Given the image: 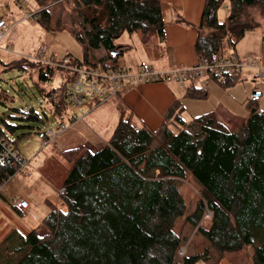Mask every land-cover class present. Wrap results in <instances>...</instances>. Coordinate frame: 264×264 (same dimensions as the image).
Returning <instances> with one entry per match:
<instances>
[{
  "label": "trees",
  "instance_id": "obj_1",
  "mask_svg": "<svg viewBox=\"0 0 264 264\" xmlns=\"http://www.w3.org/2000/svg\"><path fill=\"white\" fill-rule=\"evenodd\" d=\"M33 1L46 30L69 31L81 43L83 59L77 60L86 65L109 69L104 59L91 58L100 49L116 58V40L125 32H140L144 42L151 35L165 36L161 0H73L78 10H88L80 12L83 21L76 28H67L65 17L54 18L51 8L61 0ZM225 2L229 15L221 22L218 11ZM250 8L264 15V0H205L195 27L200 61L221 57L227 46L235 49L247 32L258 29ZM18 66L36 73L39 87L63 74L60 87L41 90L58 123H74L77 114L69 112L68 99L73 76L32 59ZM211 78L229 88L242 75ZM197 87L189 88L188 96L205 98L206 90ZM120 105L119 121L105 146L92 150L83 144L62 152L69 164L61 188L67 210L54 208L16 245L6 239L0 264H219L224 259L264 264V111L254 106L240 126L229 130L209 114L187 121L183 103L176 101L154 131ZM17 111L16 119L45 122L34 106ZM5 125L12 132L30 127ZM0 133L7 135L1 128ZM17 171L12 161L0 160V182H8ZM188 176L202 190L192 209L182 193ZM206 211L211 217L203 225ZM186 225L199 239L194 252L178 260L188 239Z\"/></svg>",
  "mask_w": 264,
  "mask_h": 264
},
{
  "label": "rangeland",
  "instance_id": "obj_2",
  "mask_svg": "<svg viewBox=\"0 0 264 264\" xmlns=\"http://www.w3.org/2000/svg\"><path fill=\"white\" fill-rule=\"evenodd\" d=\"M79 8L80 10H78L76 2L73 0H61L53 4L51 10L53 11L55 19L57 16L66 18L65 26L67 28H76L77 25L83 21V16H81L80 12L88 14V10L85 7L82 6ZM27 9L35 11L39 10V6L33 0H27V2L24 3L23 0H0V19L7 18L8 22L13 25L0 49V59L2 61L0 64V128L5 131L7 134L6 136L13 142L15 147L21 150L19 151L22 152L24 157L30 160L27 168L15 174V176L6 183L5 192H7L4 194L7 197H11L9 194H14L18 198L29 196L32 198L34 205L38 206L36 215L38 214L43 218L54 208L64 211L67 210L61 188L69 175V164L62 158L55 157L56 155L54 156L56 151H58V154L61 156L60 152L66 148L64 147L65 137H69L70 134L79 131L84 134L85 137L88 136V140H90L92 144L95 142L94 146L89 145L92 150H99L105 146L103 144L112 137L119 117L109 108L112 102L115 103V98L110 99L93 109L96 110L97 108L107 107L108 109L101 111L105 113L97 115L95 113L96 111L93 112L92 110L93 115H91L92 112H90L84 117V120L79 121L81 123H78L74 127L68 126L67 130L61 136L53 140L48 147L43 148L41 146L38 138L39 129L55 126L58 122L48 107V102L41 88L46 89L45 91H49L50 89L60 87L64 76L62 73L58 72L52 82L41 84L39 87L37 84V74H31L30 71L20 68L18 64L23 59H34V57L40 55L38 49L43 42L50 45V51L45 58H48L51 52L54 51L58 53L60 58L65 55H71L83 59L84 50L81 43L78 42L69 31H49L38 22L39 17L33 21L25 18ZM247 11L254 17V20L259 22L260 26L258 28L264 27V15L260 13L259 8H250ZM228 15V3L225 2L218 11L219 20L225 22ZM155 42L160 43L159 37L156 38V35H151L149 40L144 42L142 41L140 32H135L133 34L125 32L116 40L118 50L121 51L123 48V53L120 52L116 58H110L107 52L100 49L95 51V55L91 58V61L99 62L104 59L103 63L106 67L114 71L131 70L129 69L131 65H139V68L143 66H152L154 65V63H152V61H154L152 58L156 56L153 54V50L155 49L158 52L162 47L161 44L158 45L155 44ZM9 45L12 51L5 50ZM231 49L234 54L237 53L236 49ZM159 61L162 62L161 59ZM127 64L128 66H126ZM31 72H33L32 69ZM248 75L247 73L243 74L242 79L235 86L240 93V97H244L243 99H239V106L243 107L247 113H249V109L254 106L264 111V101L261 104L253 100V102L251 101L255 83L245 77ZM206 78L207 81L221 86L214 78H208V76H206ZM262 90L264 91V85L262 86ZM227 93L229 94V92ZM206 99L205 97L201 100ZM182 101L187 108V112L190 114L192 112L194 118L207 114L213 115L211 112L206 113V107L203 112L193 109L195 106H193L191 100L185 97L184 94ZM89 104L90 103H87L83 108L90 111ZM31 106L38 109L42 118L45 120L44 123L14 118V116H18L17 109L26 111ZM41 107H44L45 111H47L48 117L45 116ZM80 110L81 109L74 106H70L69 108L70 113L77 111V114H79ZM185 116L188 117V114ZM6 123L12 126L28 125L30 127H20L12 132L5 125ZM78 141L79 142L73 143V145H78L83 142H81V140ZM49 155L53 156L49 158ZM188 178V180L182 182L183 185L186 186L182 189V193L188 207L192 209L202 197V190L194 179L190 178V176H188ZM44 180L47 181V187L43 185ZM48 208H50L49 212L47 211ZM210 217H207L205 213L202 224L207 225L210 221ZM25 220L29 219L25 218ZM183 220L182 218V221ZM185 232L188 239L178 252V260L189 252H194L193 245L199 239L196 235V230L190 228L189 225L185 226ZM199 247H201V244H199ZM247 252L249 254L250 249H248ZM196 264H208V262L199 261Z\"/></svg>",
  "mask_w": 264,
  "mask_h": 264
},
{
  "label": "crops",
  "instance_id": "obj_3",
  "mask_svg": "<svg viewBox=\"0 0 264 264\" xmlns=\"http://www.w3.org/2000/svg\"><path fill=\"white\" fill-rule=\"evenodd\" d=\"M161 3L165 23V36L163 40L159 39L160 43H157L158 41L155 42V44H161L162 47L158 52L155 49L153 50V54L156 56L152 58V60H154L152 61V63H154L152 66L157 71H165L181 66L190 67L197 64L200 60L196 52L197 32L195 27L201 22L205 0H161ZM156 38H158L157 35ZM235 49L237 50L235 55L245 57L246 55L253 54L264 64V27L247 32ZM120 52L123 53L124 49L122 48ZM224 53L234 54L229 46L225 48ZM160 59L162 62L159 61ZM126 66H128V64ZM139 67V65H131L129 69L136 71ZM246 73L249 74L250 71H242L241 75ZM235 86L225 88L222 85L218 86L211 81H207L203 88L200 86L197 87L206 90L207 99L201 100L203 98L198 99L189 97V89L181 88L175 82H139L133 86L128 85L122 88L119 96L114 99L115 103L112 102L109 108L119 117V105L121 104L120 106L134 113L139 121L156 131L166 121V115L170 107L176 101H181L183 103L182 97L184 94L185 97L191 100L193 106H195L193 109L203 112L206 107V113L211 112L217 121L225 125L229 130H234L248 118L252 110V108L249 109L250 112L247 113L243 107L239 106V99H243L244 97H240V93ZM227 92H229V94ZM263 101L264 91L261 99L256 102L261 104ZM89 109H93L91 108V104L89 105ZM104 109L108 108H97L93 110V112L96 111L95 113L98 115L100 113H105L101 112ZM184 109V119L191 121L194 115L192 112L191 114L187 112L185 105ZM93 112L91 115H93ZM74 113L77 114V111ZM186 114H188V117L185 116ZM78 123L81 122L69 123V126L74 127ZM65 138L64 147L66 148H62L63 150L60 152L61 156L58 154V151L54 154V156L56 155L55 157H60L63 160V151L83 144L87 146L95 145V142L92 144V142L88 140V136L85 137L84 134L79 131ZM78 140L83 142H80L81 144L78 145H73V143L79 142ZM107 143L108 141L103 145ZM52 156L53 155H49L48 157L50 158ZM46 182L47 181L44 180L43 185L47 187ZM5 190L6 187L4 192L2 191L0 194V246L6 243V239L8 238L9 244L13 246L18 243L23 235H27L42 224L43 219L49 214L50 208L47 209L48 212H44L48 214H43L46 216L42 218V216L36 215L38 206L34 205L32 198L23 196L20 199H27L29 201V207L27 210H22L14 203V198L18 197L9 193L11 197H7L4 194L7 192H5ZM25 218L29 220H25ZM4 246L7 245L0 247L1 255L4 252ZM219 264L233 263L229 259H224Z\"/></svg>",
  "mask_w": 264,
  "mask_h": 264
},
{
  "label": "built area",
  "instance_id": "obj_4",
  "mask_svg": "<svg viewBox=\"0 0 264 264\" xmlns=\"http://www.w3.org/2000/svg\"><path fill=\"white\" fill-rule=\"evenodd\" d=\"M27 0H23V3ZM23 8V7H22ZM229 11V8H228ZM39 10H26L27 19L33 21L38 18ZM13 25L8 22L7 18L0 19V49L7 34ZM5 50L12 51L11 46H7ZM50 51V45L43 42L38 49L34 61L48 64L59 69L68 71L73 76L68 90V99L72 106L81 109L77 114L75 122L84 120L96 106L110 99L117 98L125 86H133L139 82H167L172 81L181 88L189 89L193 86L204 87L207 82L206 76L224 77L234 72L250 71L248 76L255 83L252 100L259 101L263 95L262 85L264 83V64L253 54L239 57L235 54L224 53L221 57L214 60L199 61L190 67H177L171 70L157 71L153 66H143L136 71L133 70H109L101 66H91L81 63L76 57L65 55L60 58L57 52H51L48 58H45ZM91 104L90 111L83 107ZM89 104V105H90ZM66 122L57 123L55 126H49L46 129H39L38 138L41 146L47 147L53 140L61 136L68 128ZM0 146L2 162L12 161L18 168V172L25 169L29 160L24 157L13 142L4 134L0 133ZM16 173V174H17ZM15 176V175H14ZM7 182H0V194L5 189ZM14 203L22 210H27L29 201L27 199L14 198ZM206 216L210 217L209 211Z\"/></svg>",
  "mask_w": 264,
  "mask_h": 264
}]
</instances>
